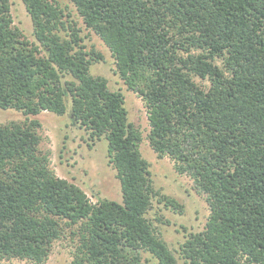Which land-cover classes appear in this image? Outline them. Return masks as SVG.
<instances>
[{
	"label": "trees",
	"instance_id": "16d2710c",
	"mask_svg": "<svg viewBox=\"0 0 264 264\" xmlns=\"http://www.w3.org/2000/svg\"><path fill=\"white\" fill-rule=\"evenodd\" d=\"M22 1L39 45L13 25L10 0H0V108L26 116L0 125V259L44 264L71 229L70 264H143L142 251L181 264L148 213L154 199L183 206L154 187L124 94L89 72L104 56L84 49L80 28L54 0ZM72 2L144 100L153 150L171 156L209 203L205 228L181 245L182 264H264V0ZM43 111L68 112L91 138L108 141L122 201L92 202L50 169L41 122L30 118Z\"/></svg>",
	"mask_w": 264,
	"mask_h": 264
},
{
	"label": "rangeland",
	"instance_id": "374dc122",
	"mask_svg": "<svg viewBox=\"0 0 264 264\" xmlns=\"http://www.w3.org/2000/svg\"><path fill=\"white\" fill-rule=\"evenodd\" d=\"M68 16L69 23H76L80 28L84 49H95L102 53L103 59L91 62L89 72L94 76H104L110 89L119 90L124 94L125 107L129 120L141 131L142 141L139 145L142 156L149 161L153 185L163 193L175 198L182 210L159 203L154 199L148 217L153 222L156 231L172 250L182 264L181 245L191 233L205 228L210 214L209 203L205 195L199 194L194 188L193 179L187 174L176 170L175 160L169 156L159 157L149 141L150 124L147 108L142 97L129 90L124 80L117 73L116 59L102 38L92 29L86 27L72 0H54ZM13 25L17 26L24 36L33 44H38L31 17L22 0H10ZM70 30L62 28L59 33L69 37ZM216 64L222 65V59L216 58ZM201 85H209V81L195 77ZM30 118L39 119L41 136L39 149L48 156L50 169L61 178H66L80 186L96 202L98 198H108L122 201V189L117 170L110 161L108 141L93 139L79 124L73 123L69 113L59 115L43 111ZM26 116L16 109L0 108V125L11 122H24ZM77 241L66 229L63 236L56 240L44 264H70L74 258ZM143 264H160L158 259L148 251H142ZM0 264H35L29 260L13 258L0 259Z\"/></svg>",
	"mask_w": 264,
	"mask_h": 264
}]
</instances>
